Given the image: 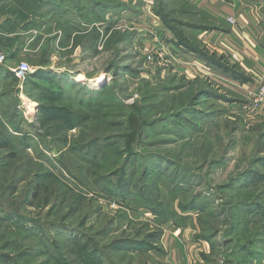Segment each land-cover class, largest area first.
I'll use <instances>...</instances> for the list:
<instances>
[{
	"label": "rangeland",
	"instance_id": "obj_1",
	"mask_svg": "<svg viewBox=\"0 0 264 264\" xmlns=\"http://www.w3.org/2000/svg\"><path fill=\"white\" fill-rule=\"evenodd\" d=\"M163 1L170 26L176 25L175 19L219 26V29L197 30L199 47L216 58L224 55L223 62L250 79L240 82L213 69L195 52L178 49L173 43L177 39L175 32L157 15L160 0H106L119 9H98L105 22L86 17L95 16L84 9V5L92 6V0H9L12 8L0 11V23L7 15L15 18L19 28L12 24L9 31L17 29L21 36L15 51L17 57L8 59L6 68L25 61L32 71L40 66L54 70L58 76L66 71L70 74L67 78L76 83L69 88L72 97L86 100L78 106L79 112L86 114L100 100L110 102L113 106L102 110L111 113L110 121L123 123L109 133L121 137L114 138L112 146L101 153L96 163L75 159L69 149L90 140L92 120L63 133L67 141L43 135L38 101L23 92L26 79L15 84L4 69L0 71V128L2 123H10L5 131L11 134L12 145L11 149H0V159L9 151H16L9 166H19L15 171L24 178L19 195L13 198L18 200L31 180L35 182L38 178L54 184L44 176L52 171L76 190L63 195L69 200L52 215L47 212L55 209L57 201L51 207L25 206L24 218L28 221L11 219L13 225L34 228L36 234L46 239L48 250L44 255L38 253L24 259L17 254L30 247L29 237L14 244L18 252L6 249L5 242L1 243L0 250L8 257L14 255L13 262L88 264L83 260L88 259L83 257L84 250L79 248L87 240V245L100 246L97 248L103 250L107 264H129V260L132 264H264V256L259 261V257L251 256L247 250L236 251L233 243H224L231 238L233 242L253 239L254 232L261 229L255 235L260 237L259 242L250 243V247L256 246L264 254V215L247 220L251 215L247 210L229 211L232 203H227L231 199L235 208V198L255 199L264 190V181L239 189L234 197V191L225 188L247 169L258 168L264 174V164L257 159L264 156V102L252 107L253 98L258 96L264 82V0ZM213 4L226 15L213 14L210 7ZM228 9L232 13H227ZM230 17L234 23H230ZM111 20L113 24L108 22ZM110 24L113 26L106 33ZM94 27L101 32V38L90 47L89 35L85 36ZM74 29L84 33L79 38L80 44L73 46L72 41L60 44L65 32ZM229 31L234 34L232 39L228 37ZM10 38L0 39L1 51L8 53L7 48L14 47L15 38ZM248 39L252 42L250 47L244 45ZM244 47L251 55L260 54L259 65L249 59ZM98 80L104 81L97 85ZM80 85L83 88L78 94ZM177 85L181 88L175 89ZM204 87L218 90L233 102L214 98L193 101L195 92ZM85 88L93 91L89 95L95 96L96 101L87 103L92 97L84 94ZM15 108L16 117L9 118ZM192 108L198 114L187 111ZM179 111L185 116L173 117ZM163 117L169 118L163 121ZM232 127H237L234 136L229 135L230 131L233 133ZM124 152L131 154L130 159H126ZM61 161L66 166L60 165ZM129 161L125 173L122 172L126 167L123 163ZM2 166L6 162L0 163ZM2 169L0 179L3 176L10 179L13 168ZM157 169L162 170L161 176L156 175ZM118 177H126L127 181L120 185ZM53 187L48 191L49 200L55 196ZM119 187L122 195L116 192ZM78 192L84 193L85 198L78 202L77 213L71 215L75 206L71 196L79 195ZM194 196L202 198L203 208L187 205ZM221 208L224 209L219 211ZM213 210L218 212V217H213ZM88 212L94 214L85 217ZM48 221L70 227L62 226L64 229L54 231L43 225ZM232 225L237 226L235 230ZM2 234L0 242L9 237L5 231ZM214 234L217 236L213 237ZM126 240L151 243L155 247L151 248L149 257H143L147 252L141 251H129L133 257L123 256L113 247ZM59 256L65 262H60ZM0 264L9 263L0 257Z\"/></svg>",
	"mask_w": 264,
	"mask_h": 264
},
{
	"label": "trees",
	"instance_id": "obj_2",
	"mask_svg": "<svg viewBox=\"0 0 264 264\" xmlns=\"http://www.w3.org/2000/svg\"><path fill=\"white\" fill-rule=\"evenodd\" d=\"M164 3L165 2L163 0H160V7H159V10H157V15L163 20L165 25H169L170 23H169L168 16H165L164 11H163V8L165 7ZM106 8H110L111 10H113V8L114 10L119 9L117 8V6H112L111 4H109V2H106V0H94V1L92 0V6H90V8H88L87 5H84V9H88L92 15H95L90 18L88 14V16H86L88 17V20L94 19L97 21L99 20L100 22H105L107 20L97 11L98 9L105 10ZM108 22H111L113 24L114 21L111 20ZM173 23H176V25L175 26L169 25V27H171V29L175 32L177 36V39L173 40V43L175 44L176 47H178V49H184L186 51L195 52L196 54H198L199 57L205 60L206 63H209V66L211 65L213 69H216L218 72L226 74L240 82L245 83L250 79L248 76L242 74L241 72H238L236 69H233L229 64L223 62L222 60H224V57H225L224 55L216 58L215 56H212L211 54L207 53L206 51H204L202 48L199 47L198 45L199 40L196 38L197 30L201 28H203L204 30L219 29V26L203 24V23H199L196 21L183 20V19L182 20L175 19L173 20ZM112 26L113 25L110 24L108 28H106L105 30L106 33L112 28ZM181 27H184L185 30L184 28H181ZM82 35H84V33L83 31H80L79 29H74V31H66L63 37H61L60 39V44H63L65 41H72L73 46H77L78 44H80L79 38ZM88 35H89V38L87 40V43L91 44L90 47H93L94 44L98 43L101 38V32L96 27H94L91 32H88L85 37H88ZM16 57H17V53L14 52L10 57H8V59L10 60V58L14 59ZM3 69H5L7 75L12 78V81L15 84L20 82V80L14 76V74L9 68H6L5 65L0 64V71H3ZM69 75L70 74L65 71V72H62V74L58 76L55 74L54 70L45 69L40 66L36 70L30 72L27 75L26 80L23 83L24 84L23 92L30 98H33L34 100L38 101V107H39L38 120L40 121L41 129L45 130L43 135H46L47 137H50V136L51 137L53 136L54 138L62 137L64 141H67V138L63 137V133H66L67 131L74 129L75 127H81V125L83 126L84 122H88L89 120H92V123H94V125L90 127V130L92 132V134L90 135V140L87 141V143L77 144V145L72 146L69 149V151H71L69 153H71V155L75 159L87 160L90 164H94L98 161V157L101 155V153L104 152V150H107L109 147L112 146V144L114 143V138L121 137V136H116L118 134H109V133L113 131L114 129L113 127H120L123 123H122V120L110 121L109 117L111 116V113L106 110H102V108L107 107V109H110L113 106V104L110 103L109 101H108L109 103H106V102L103 103V101L101 100L98 102H95L96 103L95 107H89L88 108L89 112H87L86 114H84L83 112H79L81 110L80 108H78V106L85 103L86 100L83 98H79V97H76V98L72 97V95L70 94L69 88H72V86L76 83L75 81H71L69 78H67ZM76 87L77 86L74 87L75 90H76ZM82 88H83V85H80V87L77 90L78 94H80V91ZM179 88H181V86L177 85L175 87V89H179ZM167 90H173V88H168ZM91 92L93 91L87 88L86 92L84 93L86 95L88 94L89 97H92L91 100H89L87 103H92L96 101V99H94L95 96L89 95L91 94ZM191 92L192 93H190L189 97L193 95L195 90ZM203 98L204 99L214 98L216 100H225V101L233 102L232 98L226 96L225 94L219 92L216 89H210L207 87L201 88L198 92L196 91L195 94L192 96L193 101L195 100L200 101ZM14 99L16 102L19 101L15 96H14ZM72 99H74V101L75 99H77L78 100L77 104L71 101ZM187 111H192V113L197 112L195 108H192V110H187ZM16 115H17V111L15 108L14 110H12L11 114L9 115V118H14L16 117ZM183 116H185V114L182 111L173 113V117L175 118H178V117L182 118ZM168 118L169 117H163L161 118V120L164 121ZM9 125L10 123L1 124L0 149H4V148L11 149L12 145L9 140V138L11 137V134L9 132H6L7 128H9ZM231 130L233 133H231L230 131L229 135L234 136L235 132L237 131V127H232ZM99 133H103L104 135H99ZM231 144L233 146L235 142H233L232 140ZM123 154L127 156L126 159H130L129 156H131V154L129 155V152L128 153L124 152ZM15 155H16V151H9L6 157L0 159L1 161L0 163H2L3 161L6 162V166L0 167V175L3 174L2 172L3 167H7V168L12 167L13 168L12 170L14 171L10 179H6L4 178V176L0 179V196L3 197V199L0 201V238L3 237L2 231H5L6 234L9 235V237H6L5 240H2L0 244L5 242L4 247L6 249L12 248L14 251H17L15 247L13 248L14 244H16L19 240L23 241L25 237H29L30 239L27 238V240L30 241V247L26 248L23 252L17 251L19 253L17 255H19V257H23L24 259L29 258V257L33 258V256L37 255L38 253H39L38 256L44 255L45 253H47L48 250H46L47 248L45 247L46 239L40 237L39 234H36L33 231L34 228H31V230L23 228V227H27V225H21L22 227L13 225L10 222L11 219H15L16 221L26 220V218H24L25 214L23 212V208L25 206L27 207H30V206L31 207H41V206L51 207V205L55 201H57V203L54 204L53 206L55 209L51 211L49 210L47 212V214L52 215L53 213L57 211V209L62 207L69 200V199L65 200L63 198V195L72 193V191H76V190H73L70 184H68L67 182H64L60 175L56 174L55 171H52L50 173L44 174V176L47 177L48 179H51L52 182H54V184H52L51 182H46L43 179L40 180L38 178L36 179L35 182L34 180H31L24 194H22V196L20 195L18 200H17V197L13 198V196L19 195L20 186H21L20 183L24 181V178L19 177L17 175V172L15 171V170H18L19 166H9L12 164V159L15 157ZM132 155L134 154L132 153ZM257 159L261 161L260 164H264V156H259ZM130 163L131 161L123 163L124 166L126 167L122 169L121 171L125 173L126 168L127 166L130 165ZM64 164L65 163H63L62 161L60 162V165L66 166ZM157 170L158 171L156 172V175L161 176L163 174L162 170L160 169H157ZM160 176H157V177L160 178ZM74 178L78 179L80 182L83 183V180L81 178H78L77 176H74ZM118 180H119L120 185H121V182H123L124 184L127 181L126 177H123V178L118 177ZM260 181H264V174L261 172V170L258 168L256 169L250 168L240 173L237 177L233 178V180H231L229 183L226 184L225 188L233 190L234 191L233 197H234L237 193L240 192L239 189H241L242 191L243 189L249 187L251 183L253 182L260 183ZM52 185H54L52 191L55 192L54 199L51 198L52 201L54 200L53 202L49 200L51 192H48L51 189ZM104 189L108 192L110 190L111 194L113 193L111 192V189L109 188H104ZM121 189L122 187L117 188V191H116L117 194L119 195L123 194V192H120ZM78 193L80 194L76 196H71L72 197L71 200H73L72 203L75 204V206L74 205L72 206L71 215H74L77 213L78 207H79L78 202H81L82 199L85 198L84 193L82 192H78ZM201 199L202 198L199 199V197L197 198V196L196 197L194 196L192 201L189 202L187 205L189 207H198V208L202 207L203 208L205 205L200 204ZM259 199H261V201ZM263 199H264V190L260 191L256 195L255 199L252 198L249 200H246V199L240 200V198H235V201L237 202V204L235 205V208H233L232 204L234 201L228 198L227 203H229V205L232 203L229 206L228 210L230 211L231 209H234L237 212L247 210L246 212L248 213V215L251 214L250 216H247L246 218L247 220H250L252 217H261L258 214L264 215ZM222 209L224 208H221L219 211H221ZM89 213L94 214V212H88L85 215V217L91 215ZM217 213L218 212L216 210H213V217L217 216ZM54 222H57V221H54ZM235 222L236 224H239L238 220H236ZM35 224L39 225V223H35ZM43 225H49L54 231H58V229H64L62 228V226H65L66 228L70 227L69 225H65L64 223H57L54 225V223H51V221L45 222L43 223ZM235 227L237 226L232 225V229H234ZM243 228L246 229V226H244ZM243 228L241 227V229ZM23 229H25L26 231H24ZM261 231H262L261 229H259L258 231H255L253 234L254 238L250 240L249 239L246 240L247 242L246 241L240 242L239 240L238 242L237 241L233 242L234 240L233 238H231L232 240H229V242H227L228 240L227 239L226 242L224 243L225 245L228 243H233L236 251L247 250L251 256L253 257L257 256L260 258L258 260L261 261L264 254L260 252L259 248H257L256 246H253L252 248L250 247V243L259 242L260 237L255 236V235L259 234ZM216 236L217 234H214L213 237H216ZM205 237L206 239H209L208 235H206ZM84 238H88V237H84ZM86 241H84L83 242L84 244H81L79 247L80 251L84 250L85 252L86 256H83V257L88 258V259H83V260L88 262V264H96V263L107 264L105 263L106 256L103 250L97 248L100 246L87 245L86 243L88 241L87 242ZM42 245H44L45 248H43ZM154 247L155 245L151 243L149 244V243L141 242L138 240H126L125 242H117L113 248L116 249L118 252H122L121 255L123 256L133 257L135 255H129L128 254L129 251L131 252L141 251L143 253L147 252L146 254H143L144 255L143 257H149L151 256L150 250L151 248H154ZM56 251L57 253H59L58 250ZM6 255L7 254H5L4 252L0 250V257L5 258L9 264H17L12 261L14 255L9 254V257ZM59 257H60L59 258L60 262L62 263L65 262L64 260H61V256ZM101 261H104V262H101ZM128 263L132 264L130 260ZM144 264H148V263L145 262Z\"/></svg>",
	"mask_w": 264,
	"mask_h": 264
},
{
	"label": "crops",
	"instance_id": "obj_3",
	"mask_svg": "<svg viewBox=\"0 0 264 264\" xmlns=\"http://www.w3.org/2000/svg\"><path fill=\"white\" fill-rule=\"evenodd\" d=\"M8 2H9V0H0V11L1 12L4 11V10H9V9L12 8L11 5ZM210 7L213 9V14H215V15H221V17L226 15V12L224 13V12H220L219 11V9L221 7H216V4H213V6H210ZM227 11H228L227 13H229V14L232 13L231 11H229V9ZM14 12H16V10H14ZM10 17L11 16H8L7 15L6 16V20H3L0 23V31H2V30L4 31V32L2 31L3 33H0V39H3L4 38V41H9V38L10 37L11 38H15V44L12 45L14 47L11 48V46H9L11 49H9V47L7 48L8 49V53H7L8 57H10L16 51V48H18L19 39L21 37L20 36V33L17 32V29H16L15 32H14V30L11 31V32L9 31V27L12 24L17 27V23H16L17 20H15V18H10ZM13 17H17V16L15 15ZM17 28H19V25H18ZM232 33L233 32H230V31L228 33V37H230V39H232L231 36L234 35V34L232 35ZM221 34H222V32H221ZM2 36H4V37H2ZM218 37H220V36H218ZM248 41L249 42L247 44H244V45H247L248 47H250V45H252L251 44L252 42L249 39H248ZM4 47L6 48L7 46H4ZM13 49H15V50H13ZM244 49H245V53L248 54L247 56L249 57V59H253L254 60V64L259 65L258 61L261 59L260 54L257 53L258 56L251 55V54H249L247 48L244 47ZM4 72L6 73L5 69H4Z\"/></svg>",
	"mask_w": 264,
	"mask_h": 264
},
{
	"label": "built area",
	"instance_id": "obj_4",
	"mask_svg": "<svg viewBox=\"0 0 264 264\" xmlns=\"http://www.w3.org/2000/svg\"><path fill=\"white\" fill-rule=\"evenodd\" d=\"M228 20L230 21V23L235 22L233 17H230ZM7 62H8L7 53L0 50V64L7 66ZM9 69L12 71L14 76L21 81L25 80L27 75L30 72H32L31 66L25 61L19 62L16 66ZM263 102H264V82L263 85L260 86L258 96H255L253 98L252 107L257 108L258 106H261Z\"/></svg>",
	"mask_w": 264,
	"mask_h": 264
},
{
	"label": "bare ground",
	"instance_id": "obj_5",
	"mask_svg": "<svg viewBox=\"0 0 264 264\" xmlns=\"http://www.w3.org/2000/svg\"><path fill=\"white\" fill-rule=\"evenodd\" d=\"M103 81H104V80H103ZM103 81L101 82V80H98V83H97V85H99V84L103 83Z\"/></svg>",
	"mask_w": 264,
	"mask_h": 264
}]
</instances>
